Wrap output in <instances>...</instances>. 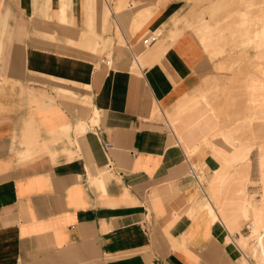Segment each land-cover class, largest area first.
Returning a JSON list of instances; mask_svg holds the SVG:
<instances>
[{
	"label": "crops",
	"instance_id": "obj_1",
	"mask_svg": "<svg viewBox=\"0 0 264 264\" xmlns=\"http://www.w3.org/2000/svg\"><path fill=\"white\" fill-rule=\"evenodd\" d=\"M194 3L0 0V264H240Z\"/></svg>",
	"mask_w": 264,
	"mask_h": 264
},
{
	"label": "rangeland",
	"instance_id": "obj_2",
	"mask_svg": "<svg viewBox=\"0 0 264 264\" xmlns=\"http://www.w3.org/2000/svg\"><path fill=\"white\" fill-rule=\"evenodd\" d=\"M193 2L196 13L191 28L212 61L224 59L225 65L221 70L232 77L220 85L218 76L205 89L204 95H207L220 121V143L214 145L234 159L236 165L232 171L249 163L253 152L249 180L243 181L244 191L240 195L247 200L246 204L242 202V206H246L240 212L243 230L241 233L240 229L232 227L240 237L234 239L232 233L227 242L234 250L243 253L240 264H264L263 252L256 247L258 237H264V0ZM91 22L88 30H93ZM4 37L0 35L1 42ZM216 72L220 73V65ZM229 135L232 139L230 144L224 138ZM214 145L210 143L209 147L216 156ZM210 150L204 146L196 153L207 154L206 151ZM194 169L200 176L206 174L201 166ZM204 205H207V213L218 222V213L212 205L208 202Z\"/></svg>",
	"mask_w": 264,
	"mask_h": 264
},
{
	"label": "bare ground",
	"instance_id": "obj_3",
	"mask_svg": "<svg viewBox=\"0 0 264 264\" xmlns=\"http://www.w3.org/2000/svg\"><path fill=\"white\" fill-rule=\"evenodd\" d=\"M224 138H225V140L230 144L231 142H232V139L230 138V135L229 136H224ZM235 140H233V142H234ZM236 142V141H235ZM237 147V146H236ZM235 147V148H236ZM249 204V203H248ZM248 209V208H247ZM246 211V210H245ZM232 238V237H231ZM263 241H264V237H258V239H257V245H256V247H257V250L258 251H262L263 252V255H264V246H263ZM235 242V241H234ZM233 242V243H234ZM235 244V243H234ZM240 249V248H239Z\"/></svg>",
	"mask_w": 264,
	"mask_h": 264
},
{
	"label": "built area",
	"instance_id": "obj_4",
	"mask_svg": "<svg viewBox=\"0 0 264 264\" xmlns=\"http://www.w3.org/2000/svg\"><path fill=\"white\" fill-rule=\"evenodd\" d=\"M159 39V35H156V34H151L149 37H147L143 43L145 46H150L152 45L154 42H156L157 40ZM105 148L108 149L111 147V144L110 143H105Z\"/></svg>",
	"mask_w": 264,
	"mask_h": 264
}]
</instances>
